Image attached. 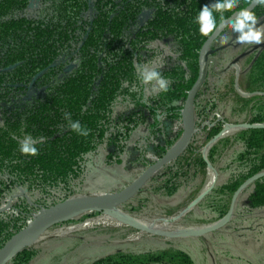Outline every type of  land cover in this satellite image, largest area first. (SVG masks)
I'll use <instances>...</instances> for the list:
<instances>
[{
    "label": "trees",
    "instance_id": "16d2710c",
    "mask_svg": "<svg viewBox=\"0 0 264 264\" xmlns=\"http://www.w3.org/2000/svg\"><path fill=\"white\" fill-rule=\"evenodd\" d=\"M29 2L0 0V202L16 186L37 190L46 199L71 197L84 178L87 155L100 146L106 149L108 165L124 163L131 150L136 152L130 161L135 168L152 163L147 151L158 159L165 155L181 135L180 111L198 77L199 50L207 39L200 35L195 17L215 0H39L34 9ZM250 2L240 0V7ZM235 11L239 7L223 16ZM253 11L258 23L264 20V7L255 6ZM220 15L214 13L218 24ZM225 35L238 34L227 26L212 43L216 69L222 71L210 69L194 98V127L200 130L181 155L119 206L125 213L133 215L146 207L165 216L181 212L201 193L210 164L216 182L182 216L186 225L208 224L225 216L240 186L264 172V128L251 126L264 124V44L256 48L236 39L219 48L226 43ZM232 58L240 65L237 81L232 70H225ZM137 63L160 66L158 70L171 82L169 91L155 94L151 85L140 83ZM65 112L89 130L87 136L67 127ZM215 113L227 123L250 127L217 138L205 159L201 150L222 131L220 122L202 126ZM174 123L179 128L173 133ZM138 130L143 134L130 147ZM25 135L45 138L37 145L39 155L19 152ZM179 193L181 200L172 203ZM242 193L245 212L264 209V175ZM12 208L0 212V248L26 225L29 210L24 200L16 199ZM237 208L234 212L239 215ZM105 231L119 236L116 229ZM152 239L165 245L140 253L118 249L88 264H195L187 252L173 246L174 240ZM38 252L28 246L7 264H28Z\"/></svg>",
    "mask_w": 264,
    "mask_h": 264
},
{
    "label": "rangeland",
    "instance_id": "374dc122",
    "mask_svg": "<svg viewBox=\"0 0 264 264\" xmlns=\"http://www.w3.org/2000/svg\"><path fill=\"white\" fill-rule=\"evenodd\" d=\"M261 24L263 25L264 22ZM153 45L162 46L159 42ZM253 46L257 48L259 45L253 44ZM233 62L234 60L229 65ZM210 67L209 63L208 71ZM232 71L235 70L232 69ZM148 90L147 87L146 91ZM195 132H197L196 128ZM231 133L227 132L221 137L229 136ZM142 134V130L133 134L130 147L133 141ZM105 151V147L100 146L96 152L87 155L84 178L80 185L75 186V193L72 196L117 192L144 170L131 166L130 161L136 155V152L132 150L125 156L124 163L112 165L105 163ZM146 157L152 162L158 159L151 151H147ZM210 169L215 175V183L217 173L212 167ZM208 170L209 168H207L202 190L207 182ZM182 197L183 194L179 193L172 198L171 202L176 203ZM16 199H23L28 206L26 225L34 215L60 202L57 198L54 200L43 198L37 190H27L16 186L1 200L0 210L5 208L1 211L11 212ZM52 201L56 203L52 204ZM245 205V195L240 191L234 200L232 214L228 221L204 234L198 233L200 229L206 227L203 226L204 224L186 225L182 222V216H178L180 212L165 216L156 209L146 207L130 215L118 208L116 219L97 223L98 218L109 214L100 211L95 215L81 218L73 224L74 226H58L45 231L42 237L31 245L38 248L39 252L28 264H88L118 249L140 253L165 245L153 240V236L174 240L173 246L187 252L195 264H264V209L247 213L244 211ZM235 206L238 207L239 215L234 212ZM194 207L195 205L191 209ZM121 215H128L132 220H122ZM86 221L89 222L83 228L66 230ZM109 229L118 230L116 235L120 237L110 236V233L105 231Z\"/></svg>",
    "mask_w": 264,
    "mask_h": 264
},
{
    "label": "water",
    "instance_id": "95a60500",
    "mask_svg": "<svg viewBox=\"0 0 264 264\" xmlns=\"http://www.w3.org/2000/svg\"><path fill=\"white\" fill-rule=\"evenodd\" d=\"M251 3H252V0L246 7H248ZM254 8L255 7H253L252 10ZM232 15L225 18V20L232 17ZM263 22L264 20L258 23V25ZM227 26L228 25L226 23L220 22L218 24L217 29L214 30V32L211 33L209 37H207V39L204 41V43L202 44L199 50L198 77L195 83L193 84V86L191 87V89L187 92V95H186V98L183 104V108L180 111L182 132H181L179 139L166 152V154L163 155L161 158L153 161L139 175H137V177L133 181L128 183L121 190L114 192V193L99 194V195H108L106 198L80 200V199H75L74 198L75 196H71L67 199H64L54 204L53 206L49 207L46 210L40 211L37 215L33 216V219L26 226H24L23 228L18 230L16 233H14L3 244V246L0 248V264H7L9 260H11L18 252H20L22 249L29 246V245L21 246L20 248L16 249L18 243L22 242L32 231H35L38 233L45 232L56 224L63 223V222H66L72 219V218L57 219L56 216L59 214L67 213V214H70L71 216L77 217V216H81L82 214L89 213V212H100V211L106 212L108 210H117L120 205L131 200L136 195V193L144 187V185L152 177V175H154L160 168H162L164 165L176 159L179 155H181L187 149V147L189 146L191 142L192 135L195 133L194 119H193L194 118L193 102H194V98L197 92L199 91L200 87L203 85L206 79L207 71H208V64L211 63L213 71L218 72L216 70V59L210 56L214 53V50L210 49V45ZM235 62L236 60H234L233 63ZM227 68H229V66ZM237 91H239L241 94H244L238 88H237ZM251 126L264 128V124H253ZM242 127L246 128V127H250V125L243 124ZM222 133H223V130L214 139L208 142L207 145H205V147L203 148V151H205V153L202 156L205 159L207 155V150L217 138L221 137ZM208 167H211V165L209 164ZM263 175H264V172L255 175L254 177L247 180L242 186L238 188V190L233 194L229 210L223 218L216 220L214 222L208 223V224H204L203 226L215 224V223L222 222V221L223 223L221 225L225 224L232 214L234 200L236 196L238 195V193L242 191L254 179L261 177ZM212 187L213 186H211L207 191L200 193L199 196L195 200H193L189 204V206H187L184 210H182L178 216H184V214L187 213L194 205H196L201 200V198ZM41 220L45 221V223L41 226H38V222Z\"/></svg>",
    "mask_w": 264,
    "mask_h": 264
},
{
    "label": "clouds",
    "instance_id": "9594fccd",
    "mask_svg": "<svg viewBox=\"0 0 264 264\" xmlns=\"http://www.w3.org/2000/svg\"><path fill=\"white\" fill-rule=\"evenodd\" d=\"M264 7V0H252L248 7H240V0H215V2L204 5L199 9L195 22L199 26L201 36L209 37L211 33L218 27V22L214 13H220V22L226 23L231 31L237 33V42L241 44L260 45L264 44V25H258L259 18L252 10L253 7ZM239 7V11H235L232 17L225 20L223 13L227 10H233ZM229 39L228 35L223 37L224 42ZM158 67H150L146 64H135V70L138 74V80L144 85H151V92L155 94L167 93L171 82L166 79ZM64 119L67 121V127L80 136H87L89 130L84 127L80 121L73 120L71 113L65 112ZM44 137L38 139L31 135H25L19 143V152L23 156L39 155L38 144L44 142Z\"/></svg>",
    "mask_w": 264,
    "mask_h": 264
},
{
    "label": "bare ground",
    "instance_id": "6f19581e",
    "mask_svg": "<svg viewBox=\"0 0 264 264\" xmlns=\"http://www.w3.org/2000/svg\"><path fill=\"white\" fill-rule=\"evenodd\" d=\"M233 130H235V128H231V129H228V130H225V131H223V133L221 134V136H223L225 133H227V132H231V131H233ZM208 173H209V175H208V178H207V182H206V184H205V187L203 188V190H202V192L201 193H203V192H205V191H207L212 185H213V183H214V181H215V175H214V173L212 172V169H209L208 170ZM108 195H99V194H94V195H77V196H75L74 198L75 199H80V200H88V199H102V198H106ZM117 211L118 210H108V211H106V212H103V213H109V214H107V215H104V216H102L101 218H98L97 220H96V222L97 223H100L101 221H109V220H113V219H116L115 217H116V213H117ZM77 217H79V216H77ZM56 218L57 219H63V218H72V219H74V218H76V217H74V216H71L70 214H67V213H63V214H59V215H57L56 216ZM120 218L122 219V220H128V221H131L132 219L128 216V215H121L120 216ZM176 219V218H175ZM178 219V218H177ZM92 221V220H91ZM89 222V221H88ZM88 222L86 221L85 223H83V224H81V225H78V226H76V227H71V228H68V229H66L67 231H70V230H72V229H77V228H83L85 225H87L88 224ZM45 223V221H39L38 222V226H41V225H43ZM94 223V222H93ZM108 223V222H107ZM112 223V222H111ZM110 223V224H111ZM131 224L133 223V221L132 222H130ZM223 223V221L222 222H218V223H215V224H211V225H207L206 227H203L202 229H200L199 231H198V233H202V234H204L205 232H207V231H210V230H213V229H215V228H217V227H219L221 224ZM64 232H65V230H64ZM43 233H45V232H40V233H38V232H35V231H32L22 242H20V243H18V245H17V247H16V249H18V248H20L21 246H31L33 243H35L38 239H40L41 237H42V235H43Z\"/></svg>",
    "mask_w": 264,
    "mask_h": 264
},
{
    "label": "built area",
    "instance_id": "2783aa9c",
    "mask_svg": "<svg viewBox=\"0 0 264 264\" xmlns=\"http://www.w3.org/2000/svg\"><path fill=\"white\" fill-rule=\"evenodd\" d=\"M157 118H158L159 120H163V119H164V115H163L162 113H158V114H157ZM216 122H220V123L222 124V129H223V131L228 130V129H231V128H235V130H233V131H237V130H240V129L244 128V127H242V125H231V124L227 125V123L223 120L222 116L219 115L218 113H215V114H214V119H213V120H207V121H205V122L202 124V126L211 127V126H213ZM178 128H179V125H178L177 123H174V124L172 125V127H171V130H172L173 133H174V132H176V131L178 130ZM196 130L199 131L200 129H199V128H196ZM233 131H231V132H233ZM201 152H202V155L205 153V151H203V149H202ZM208 168L210 169L211 167H208ZM12 211H14L13 208H12ZM87 220H89V219H87ZM84 221H85V220H84ZM80 223H82V222H80ZM80 223H78V224H80ZM76 225H77V224H76ZM71 226H74V225L71 224ZM71 226H69V227H71Z\"/></svg>",
    "mask_w": 264,
    "mask_h": 264
},
{
    "label": "flooded vegetation",
    "instance_id": "af4514ba",
    "mask_svg": "<svg viewBox=\"0 0 264 264\" xmlns=\"http://www.w3.org/2000/svg\"><path fill=\"white\" fill-rule=\"evenodd\" d=\"M35 0H30V2H29V5H28V7L29 8H32V9H34V7H36V5H37V3H38V1L39 0H36V2H34ZM236 41V37L234 38V37H230L229 39H228V41L225 43V44H223L222 46L220 45V47L219 48H225V47H229V46H231L232 45V43H234ZM214 42V41H213ZM212 42V43H213ZM218 48V47H217ZM210 49H213L214 50V53L216 52V48H212V44L210 45ZM214 53L212 54V55H210L211 57H214L215 59H216V57L214 56ZM232 60H236V62L235 63H231L230 65H229V63L232 61ZM216 64H217V59H216ZM209 65V64H208ZM210 65H211V67H210V69L211 70H213L212 69V64L210 63ZM228 65H229V68L228 69H230V70H235L233 73H234V75H235V81H237V78H238V75L240 74V65H239V63H238V61H237V59H235V58H232V59H230L229 61H228V64H227V67H228ZM226 67V68H227ZM226 68H225V70H226ZM209 69V70H210ZM217 70V69H216ZM218 72H221L222 70H217ZM208 72V71H207Z\"/></svg>",
    "mask_w": 264,
    "mask_h": 264
}]
</instances>
